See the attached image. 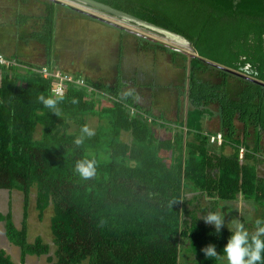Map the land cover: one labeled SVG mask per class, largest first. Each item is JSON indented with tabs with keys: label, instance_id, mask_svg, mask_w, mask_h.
I'll return each instance as SVG.
<instances>
[{
	"label": "trees",
	"instance_id": "obj_1",
	"mask_svg": "<svg viewBox=\"0 0 264 264\" xmlns=\"http://www.w3.org/2000/svg\"><path fill=\"white\" fill-rule=\"evenodd\" d=\"M3 1L14 22L0 21V53L18 65L0 66V191L23 194V220L19 229L11 211L0 213L7 240L20 250L18 263L0 248V264H26L30 256H47L50 264H226L206 259L201 250L215 245L223 256L230 227L216 233L204 223L209 212L200 209L238 210L243 204L254 221L264 218V178L256 171L264 163V86L206 61L240 73L250 66V76L264 84V0H91L192 44L197 55L192 60L157 46L187 72L177 88L183 109L174 121L154 116L136 94L124 91L121 67L112 86L53 67L63 6ZM9 28L25 46H42L46 63L7 54ZM43 66L85 81L68 84L58 112L39 100L54 96L53 79L34 71ZM213 118L218 131L208 132L206 121ZM92 120L94 135L76 145ZM218 134L223 143L212 144ZM85 156L96 161V174L87 180L74 171ZM33 189L39 219L52 211L53 250L41 237L28 242Z\"/></svg>",
	"mask_w": 264,
	"mask_h": 264
},
{
	"label": "rangeland",
	"instance_id": "obj_2",
	"mask_svg": "<svg viewBox=\"0 0 264 264\" xmlns=\"http://www.w3.org/2000/svg\"><path fill=\"white\" fill-rule=\"evenodd\" d=\"M58 1L157 40L162 44H168L189 52L187 47L180 46L179 43L172 41V38L134 23L128 18L105 13L103 10L89 7L81 1ZM1 13L5 16L3 17ZM10 16L11 11L7 10L5 2L0 0V21H4L11 26L10 24L14 22V18ZM55 29L54 50L56 55L53 61L55 65L52 64L53 67L60 68L64 72L73 75L89 77L92 80L111 86L118 83L117 70L118 67H121V80L125 92L136 94L138 103L146 109L150 108L154 116L164 115L167 120L177 119L178 110L181 109L182 111L183 109V106L179 107L177 88L184 85L187 72L174 66L169 53L154 44L139 40L131 33H125L120 29L85 17L67 7L59 8ZM13 30L12 28L7 30L10 41L8 45L11 46L7 54L14 53L20 60L27 63L45 64L43 47L35 43L25 46L14 36L15 30ZM121 45H123L122 57L119 55ZM205 79L213 80L209 76H206ZM207 121L206 128L208 132L218 131L217 118ZM91 124L90 129L95 132L97 120H92ZM124 139L129 140L128 136H125ZM228 151L226 148L225 153L230 154ZM258 172L259 176L264 178V165L259 167ZM35 197L36 190L33 189L27 220L28 242L33 243L36 238L41 237L44 242L52 245L53 237L50 228L52 211L48 210L44 217L39 219L35 208ZM237 208L239 209L235 210L229 205L222 208L211 205L207 208L202 207L200 212L220 211L225 217V227L223 228L230 227V222L233 220H242L245 224L254 228V214H248L243 204H240ZM10 211L16 227L20 229L23 220V194L18 191L11 193L0 191V213L6 215ZM253 211L255 210L253 209ZM0 248L11 255L14 261L20 262V250L12 246L7 240L4 223H0ZM26 264L50 263L47 256H30L27 257Z\"/></svg>",
	"mask_w": 264,
	"mask_h": 264
},
{
	"label": "clouds",
	"instance_id": "obj_3",
	"mask_svg": "<svg viewBox=\"0 0 264 264\" xmlns=\"http://www.w3.org/2000/svg\"><path fill=\"white\" fill-rule=\"evenodd\" d=\"M82 83V81H81ZM44 107L52 112H58L57 104L63 100L62 95L39 97ZM75 102V101H73ZM94 135V131L87 126L82 127L80 135L75 139L76 145H83L85 139ZM96 161L93 158L85 156L82 160L77 161L74 171L82 179H90L96 174ZM206 225L214 227L216 233H220L225 227V217L220 211L209 212L204 218ZM254 232H249L244 223L239 220L230 222V236L222 249L223 256L216 251L215 245H208L201 251L206 259L219 258L226 260L227 264H264V218H257L254 222Z\"/></svg>",
	"mask_w": 264,
	"mask_h": 264
},
{
	"label": "water",
	"instance_id": "obj_4",
	"mask_svg": "<svg viewBox=\"0 0 264 264\" xmlns=\"http://www.w3.org/2000/svg\"><path fill=\"white\" fill-rule=\"evenodd\" d=\"M48 1L53 2V3H56V4L61 5V6H63V7L70 8L71 10L76 11V12H78L79 14L85 15V16H87L88 18H91V19H93V20H97V21H99V22H101V23H104V24H106V25H108V26H111V27H114V28H117V29H120V30L126 31L127 33L134 34V35L139 36V37H142V38H144V39L150 40V41L153 42V43L161 44V45H163L164 47H166V48H168V49H170V50H172V51H177V52H180V53L186 55L187 57H189L190 60H192V59H194V58H197V55H196V53H195V50H194L192 44H191L189 41H187L185 38H183V37H181V36H178V35H176V34L170 33V32H168V31H166V30H163V29L158 28V27H156V26H153V25H151V24H148V23H146V22H144V21L138 20V19H136V18H134V17H131V16L127 15V14L120 13V12H118V11H115V10L111 9L110 7L104 6V5H102V4H98V3L93 2V1H91V0H76V1L84 2V3L87 4L89 7L99 8L100 10H103L105 13H110V14H114V15H117V16H121V17L128 18V19L132 20L134 23H138V24H140V25H142V26H144V27H147V28H149V29H151V30H153V31H155V32H157V33H160V34L165 35V36H167V37H169V38H172L173 40H174V39H177L178 41H181L182 43H184V44L186 45V47L189 49V52H187V51H183V50H180V49H177V48L172 47V46H170V45H168V44H162L161 42H159V41H157V40H154V39L148 38V37H146V36H144V35H141V34H139V33H136V32H133V31H130V30L124 28V27H121V26H119V25H117V24H115V23H112V22H110V21H107V20H105V19H102V18H100V17H98V16H96V15H93V14H91V13H88V12L81 11V10H78V9H76V8H73V7H71L70 5H66V4L62 3L61 1H58V0H48ZM206 63L209 64L210 66L216 67V68H218V69H220V70H222V71H225V72H227V73L233 74V75H235V76H238V77H241V76H242V75H240V74H238V73H236V72H234V71H232V70L226 69V68H224V67H221V66H219V65L213 64V63H211V62L206 61ZM255 83L260 84L261 86H264L263 83L256 82V81H255Z\"/></svg>",
	"mask_w": 264,
	"mask_h": 264
},
{
	"label": "built area",
	"instance_id": "obj_5",
	"mask_svg": "<svg viewBox=\"0 0 264 264\" xmlns=\"http://www.w3.org/2000/svg\"><path fill=\"white\" fill-rule=\"evenodd\" d=\"M18 63L14 60H10L6 58L2 53H0V66H5V67H13L17 66ZM35 72H37L39 75H41L45 79H53L52 82V93L53 95H64L67 89L68 84L70 83H76L77 85L80 86H85V81L83 78H79L77 80H74V78L68 74H64L61 71H56L52 73L47 67L43 66L39 69L35 68ZM82 81V83H81ZM152 122V119L149 120ZM211 143L212 144H218L221 145L223 143V137L221 134H218L216 136L211 137ZM245 153V149H241L240 155L241 158H243V155ZM261 158L264 160V155L261 156Z\"/></svg>",
	"mask_w": 264,
	"mask_h": 264
},
{
	"label": "flooded vegetation",
	"instance_id": "obj_6",
	"mask_svg": "<svg viewBox=\"0 0 264 264\" xmlns=\"http://www.w3.org/2000/svg\"><path fill=\"white\" fill-rule=\"evenodd\" d=\"M81 15H82V14H81ZM83 16H85V15H83ZM85 17H87V16H85ZM96 21H97V20H96ZM98 22H99V21H98ZM122 31H123V30H122ZM123 32L127 33L126 31H123ZM128 34H129V33H128ZM133 35H134V34H133ZM134 36L137 37L139 40L145 42V43H150V44H154V45H156V46L164 47V46L161 45V44L153 43V42H151L150 40L144 39V38H142V37H139V36H136V35H134ZM167 49H168V48H167ZM247 68H248V69L246 70V73L236 72V73L242 75V76L239 77V78L244 79V80H246V81L253 82V83H255V81H256V82H259V81H257L256 79H253V78L250 76L251 72L248 71V70H250V66H248ZM237 77H238V76H237ZM260 83H261V82H260ZM256 84H257V83H256Z\"/></svg>",
	"mask_w": 264,
	"mask_h": 264
},
{
	"label": "crops",
	"instance_id": "obj_7",
	"mask_svg": "<svg viewBox=\"0 0 264 264\" xmlns=\"http://www.w3.org/2000/svg\"><path fill=\"white\" fill-rule=\"evenodd\" d=\"M90 79H91V78H90ZM94 81H96V80H94ZM148 109H150V108H148ZM169 120H170V121H174V119H169ZM169 120H168V121H169ZM207 122H208V121H206V125H207ZM206 127H207V126H206ZM165 135H166V133H163V132L160 134L161 137H166ZM170 136H171V135H170ZM228 150H229L228 152L232 153V150H230V148H229ZM261 165H264V163H261V164L257 165V169H256V171H257V173H258V176H259V172H258V171H259V167H260ZM259 177H260V176H259ZM261 178H263V177H261Z\"/></svg>",
	"mask_w": 264,
	"mask_h": 264
},
{
	"label": "bare ground",
	"instance_id": "obj_8",
	"mask_svg": "<svg viewBox=\"0 0 264 264\" xmlns=\"http://www.w3.org/2000/svg\"><path fill=\"white\" fill-rule=\"evenodd\" d=\"M172 41H174L176 43H179L180 46H183L184 45V47H186V45L184 43H182L181 41H178L177 39H174Z\"/></svg>",
	"mask_w": 264,
	"mask_h": 264
}]
</instances>
